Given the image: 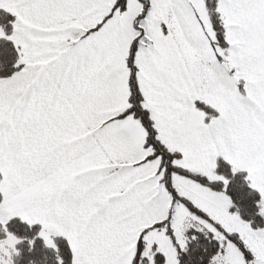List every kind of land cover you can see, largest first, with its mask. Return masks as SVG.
<instances>
[{
  "label": "crops",
  "instance_id": "obj_1",
  "mask_svg": "<svg viewBox=\"0 0 264 264\" xmlns=\"http://www.w3.org/2000/svg\"><path fill=\"white\" fill-rule=\"evenodd\" d=\"M116 1L0 0L17 21L9 36L0 26V38L14 42L22 64L0 78V222L19 217L39 225L50 246L54 237L65 238L72 264H132L139 232L165 219L171 201L159 159L142 162L149 154L144 128L131 115L116 118L130 105L127 56L140 5L85 36ZM218 9L232 57L244 65L264 58V0H218ZM191 37L165 29L155 46L145 33L136 56L144 105L160 140L181 153L179 165L219 179L215 167L223 158L247 171L264 212V81L255 78L262 72L245 65L237 80L243 92L228 85L222 101L232 102L219 110L208 102L206 85L198 91L196 65L180 51ZM197 101L218 116L206 122ZM176 175L178 192L213 218L230 212L224 193L194 181L177 184ZM157 234L146 239L163 252V264H178L176 249L164 252Z\"/></svg>",
  "mask_w": 264,
  "mask_h": 264
},
{
  "label": "trees",
  "instance_id": "obj_2",
  "mask_svg": "<svg viewBox=\"0 0 264 264\" xmlns=\"http://www.w3.org/2000/svg\"><path fill=\"white\" fill-rule=\"evenodd\" d=\"M138 1L142 5V10L135 19L134 28L139 30V34L134 38L127 56L130 105L128 109L117 115L116 118H124L131 115L144 127L146 131V147L149 150V154L142 162L159 159L160 164L157 174L160 175V182L168 191L171 201L165 219L155 222L139 232L132 264L164 263L165 255L157 249V245L153 244L150 248L148 247L146 235L154 229L165 230L177 251L178 264H216L215 257L222 250V245L202 223L196 222L193 227L185 232L186 241L183 246L178 242L173 228V218L177 204L184 205L193 215L222 231L225 237L239 248L244 259L247 262H251L253 252L241 235L237 232L228 231L210 214L195 205L187 197L182 196L174 185L173 176L177 174L212 191L224 193L230 199L231 212L238 214L254 230L264 229L262 196L252 185L247 171L236 170L230 162L223 158H218L215 172L220 178L211 179L203 173L179 165L178 161L182 157L181 153L170 150L158 137L154 119L144 105V95L140 87L138 66L136 64V56L141 40L145 35L141 23L150 13L151 2L150 0ZM206 5L210 12L212 23L216 27L218 43L220 46L227 48L226 27L222 23L223 19L218 9V0H206ZM127 6L128 0H117L104 19L97 26L87 30L85 36L101 28L116 12L125 11ZM14 19L15 16L11 12L0 9V26L8 36L14 31ZM21 69L20 54L14 42L8 37L0 38V78L10 77ZM239 87L243 92L241 82H239ZM196 104L205 113L206 122H209L219 114L216 109L204 102L197 101ZM2 200L3 196L0 192V203ZM9 235L17 239L11 264H72V251L67 240L57 236L53 238L54 244L52 246L48 245L40 236L39 225H32L19 217H13L5 223L0 222V241L7 239Z\"/></svg>",
  "mask_w": 264,
  "mask_h": 264
},
{
  "label": "rangeland",
  "instance_id": "obj_3",
  "mask_svg": "<svg viewBox=\"0 0 264 264\" xmlns=\"http://www.w3.org/2000/svg\"><path fill=\"white\" fill-rule=\"evenodd\" d=\"M128 2V11L130 12L127 15L134 13L136 5H140V11L137 14L138 16L142 10V5L138 0H128ZM150 2L152 9H150L151 13L141 23L142 28L149 38L150 44L157 46L158 41L155 40V36L162 34L165 29L168 30L170 35L187 36V39L188 37L192 36L190 39L191 43L186 41L180 43L183 45L180 51H187L189 56H191L192 66L196 65L198 91L200 82L203 84V87L206 85L207 87L202 88V90L206 89L204 94L208 95V98H210L208 99L210 100L208 102L211 103L215 108L224 111L232 102L222 101V98L225 96L228 85H230V89L232 87H238L239 83L237 84V80L239 79L240 75H242V68L245 65L249 66L250 68H254L256 73L262 72L261 75H257L258 73L255 74V78H259L264 81L263 57L246 59V63L244 65L240 59H234L232 57V53L235 52L233 48L227 49L220 46L217 40L216 27H214L212 23L210 12L206 5V0H150ZM16 23L17 21L14 19V29ZM222 23L224 24L223 21ZM138 34L139 30H136V36ZM193 35H195V37H193ZM211 39H213L214 42H212ZM195 45L196 50L193 47ZM194 51L196 52L194 53ZM178 62L181 66H183L184 59H179ZM229 67L231 70H238L237 73L233 72L232 74L229 70H227ZM221 74H223L227 82L221 79ZM231 95H234V93L232 92ZM214 98L217 101H214ZM208 177L211 179L217 178L215 174L212 175L211 173ZM178 179L188 181L189 183L193 182L192 180L181 175H176L177 184ZM194 184L202 187V185L196 182H194ZM205 189L211 191L207 187ZM180 190H182V192H186L184 189ZM223 197H227L226 199H228L227 201L231 205L228 196L223 194ZM178 206L181 208L177 210V214L173 222V228L178 242L182 246L186 241L185 232L193 227L196 222H200L212 232L213 236L217 238L222 245V250L215 257L216 264H264V229L254 230L247 222L243 221L238 214L231 211L228 213L223 212L224 215L216 219L228 231L239 233L250 247L253 252V259L251 262H247L239 248L230 240H228L222 231L193 215L182 204H177L175 209ZM156 233H158L157 236L159 246L163 247L162 250L167 254L173 253V251H175L173 249L175 248L170 238L167 236L165 230L156 229ZM16 242L17 239L12 235H9L8 238L3 241H0V264L12 263ZM148 244L149 248L153 245V238L148 239Z\"/></svg>",
  "mask_w": 264,
  "mask_h": 264
}]
</instances>
